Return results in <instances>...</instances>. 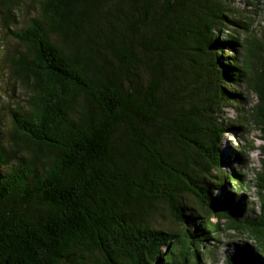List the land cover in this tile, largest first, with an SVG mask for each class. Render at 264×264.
I'll list each match as a JSON object with an SVG mask.
<instances>
[{
    "label": "trees",
    "instance_id": "16d2710c",
    "mask_svg": "<svg viewBox=\"0 0 264 264\" xmlns=\"http://www.w3.org/2000/svg\"><path fill=\"white\" fill-rule=\"evenodd\" d=\"M0 3L12 19L21 8ZM262 6L41 0L9 56L28 97L0 108V264H192L190 252L199 264L221 226L249 232L253 257L264 252V157L261 212L248 214L228 186L240 170H221L219 147L224 108L244 100L238 87L257 94L252 119L264 130V46L252 26ZM160 202L183 233L154 223Z\"/></svg>",
    "mask_w": 264,
    "mask_h": 264
},
{
    "label": "rangeland",
    "instance_id": "374dc122",
    "mask_svg": "<svg viewBox=\"0 0 264 264\" xmlns=\"http://www.w3.org/2000/svg\"><path fill=\"white\" fill-rule=\"evenodd\" d=\"M19 1L21 8L15 12L14 19L6 16V9L0 3V108L8 103L12 106H17L19 103H24L28 97L27 92L10 75L11 62L9 56L23 49V45L13 33L28 25L29 20L39 14V3L41 0ZM262 7L259 14H253L254 21L252 26L254 34L259 37L261 44L264 46V6ZM236 91H241L244 100L240 104H228L223 110V118L228 127V132L224 134L219 146L224 160L221 170L227 173H232L235 169L240 170L241 178L237 181L238 183L234 181V178H231L229 180L233 182H229L228 186L234 190V196L239 198L238 201L247 208L248 214L253 212L258 215L262 208V198L257 185V173L262 169V159L264 157L262 151L264 147V130L261 125L253 121L252 115L259 98L255 92L250 91L245 86L238 87ZM245 119H247L246 126L239 127L240 122ZM3 120L6 125L9 124L7 115L3 117ZM247 144L253 145L254 150L249 151L244 157V162L240 163L235 159L234 151L238 148L243 149ZM213 188L215 195L219 193L220 190L218 188L216 190L215 187ZM194 198L190 195L187 198V202L191 206L199 208V204L194 201ZM212 220L214 222L217 221L216 218ZM154 223L180 233L185 231L183 225L176 222L171 216L167 205L161 202L156 204ZM223 227L221 226L220 232L210 235L211 239L206 241L199 264H228L229 259L238 255L249 259L250 264L264 263L263 251L253 257L252 249L259 251L256 249L259 245L249 232L237 229H223ZM193 253L190 252L188 255V259L192 264L195 262Z\"/></svg>",
    "mask_w": 264,
    "mask_h": 264
}]
</instances>
